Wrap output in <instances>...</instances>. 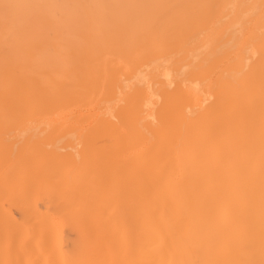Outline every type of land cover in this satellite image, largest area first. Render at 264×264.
Here are the masks:
<instances>
[{"label": "bare ground", "instance_id": "obj_1", "mask_svg": "<svg viewBox=\"0 0 264 264\" xmlns=\"http://www.w3.org/2000/svg\"><path fill=\"white\" fill-rule=\"evenodd\" d=\"M0 264H264V0H0Z\"/></svg>", "mask_w": 264, "mask_h": 264}]
</instances>
